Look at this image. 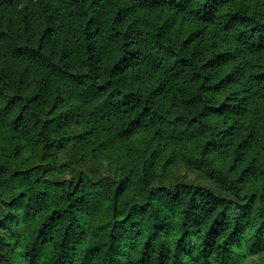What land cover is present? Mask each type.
I'll list each match as a JSON object with an SVG mask.
<instances>
[{"label": "trees", "instance_id": "1", "mask_svg": "<svg viewBox=\"0 0 264 264\" xmlns=\"http://www.w3.org/2000/svg\"><path fill=\"white\" fill-rule=\"evenodd\" d=\"M0 264H264V0H0Z\"/></svg>", "mask_w": 264, "mask_h": 264}]
</instances>
